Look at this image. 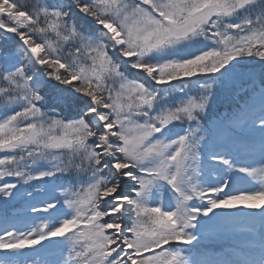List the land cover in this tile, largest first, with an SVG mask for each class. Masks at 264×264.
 I'll return each instance as SVG.
<instances>
[{
    "label": "snow or ice",
    "instance_id": "obj_1",
    "mask_svg": "<svg viewBox=\"0 0 264 264\" xmlns=\"http://www.w3.org/2000/svg\"><path fill=\"white\" fill-rule=\"evenodd\" d=\"M0 37V264H264V0H0Z\"/></svg>",
    "mask_w": 264,
    "mask_h": 264
},
{
    "label": "rangeland",
    "instance_id": "obj_2",
    "mask_svg": "<svg viewBox=\"0 0 264 264\" xmlns=\"http://www.w3.org/2000/svg\"><path fill=\"white\" fill-rule=\"evenodd\" d=\"M0 47H6V45L4 44V41H3V38L2 37H0ZM128 76H129V78H134V76H135V73H134V75H129V74H127ZM218 99V98H217ZM170 100H171V98H170ZM216 102L217 103H219L220 102V100L218 99V100H216ZM215 106L216 105H213V108L212 109H215V110H212L211 111V113H210V115H209V117L213 120V119H215L216 118V116L217 115H219V114H221V113H223V111L224 110H226L228 107H229V104H224V107L226 108V109H224V110H222V109H220V107H221V105H220V107H219V105L217 106V108H215ZM180 127H177L176 128V130L177 129H179ZM259 161V157L258 156H256L255 158H254V160H250L249 162L250 163H252V162H258ZM83 177H75V176H73V181H71L70 183H68V185H70V184H73V183H75L76 182V180H78V179H82ZM240 187H244V188H254V187H257V185H251V184H241V185H239ZM49 188H51L52 187V185H49L48 186ZM60 191V189H57V192H59ZM159 198H161V197H158V199ZM14 203V202H13ZM16 207L15 205H5L4 207V210L6 209V208H8V207ZM220 211H225V210H220ZM46 243V242H45ZM194 244L196 243V242H193ZM230 241L226 238V237H223V236H218V235H214V236H212V237H209V238H207V240H204L203 242H202V244H201V247L202 248H204V249H207V248H209V250H211V251H219V250H221L222 248H224V247H227V246H229L230 244ZM203 245H204V247H203ZM212 246H214L213 248H210V247H212ZM173 247H175V245H173ZM185 247H191V246H185ZM37 259H40V257H37Z\"/></svg>",
    "mask_w": 264,
    "mask_h": 264
},
{
    "label": "trees",
    "instance_id": "obj_3",
    "mask_svg": "<svg viewBox=\"0 0 264 264\" xmlns=\"http://www.w3.org/2000/svg\"><path fill=\"white\" fill-rule=\"evenodd\" d=\"M37 2H38V0H24V3H26L27 4V6L28 7H33L35 4H37ZM134 73H135V71L134 70H132V71H129L127 74H129V75H134ZM193 79V84L192 85H190L189 87H188V89H187V91H189V93L190 94H192V93H195V91H196V85H195V79L196 78H192ZM218 99L220 100V102L219 103H217L216 101L214 102V104L213 105H216L215 106V108H217V106L219 105V107H220V105H221V107H220V109H222V110H224V109H226L225 107H224V104H229L230 102L225 98V97H223V96H221V97H218ZM217 99V100H218ZM170 103H171V100L169 101ZM212 110H215V109H212ZM225 111V110H224ZM223 111V112H224ZM209 120H212L210 117H209ZM177 127H180L179 125H177L176 126V128ZM177 131H179V129H177ZM71 181H73V176H68V177H61L58 181H57V183H62V184H65L66 186L68 185V183H70ZM26 188H28L29 190H32V189H34V188H36V187H43V185H40L38 182H30V184L29 185H27V186H25ZM11 205H15L16 207L15 208H17V209H19V207H20V205H19V203H16V202H12V203H10ZM9 204V205H10ZM5 206V204H4V202H3V200L2 199H0V219H2L3 218V216L6 214V213H10L11 211H12V208H13V206L11 207H8V208H6L5 210H4V207ZM205 240H207V239H205Z\"/></svg>",
    "mask_w": 264,
    "mask_h": 264
}]
</instances>
